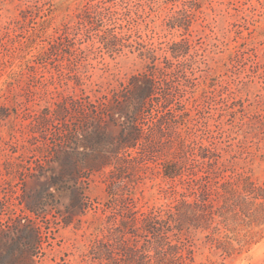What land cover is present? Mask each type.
Here are the masks:
<instances>
[{"label": "trees", "instance_id": "obj_1", "mask_svg": "<svg viewBox=\"0 0 264 264\" xmlns=\"http://www.w3.org/2000/svg\"><path fill=\"white\" fill-rule=\"evenodd\" d=\"M91 1L80 7V24L73 28L78 35L84 26L90 46L77 45V35L70 37V24H65L34 61L50 64L64 81L72 80V90L57 88L48 106L29 115L30 155L16 154L17 145L10 140L3 142L6 147L0 142V154L6 157L0 164V264H40L52 222L79 226L89 210L98 221L89 222L94 235L84 255L96 264H194L192 244L182 239L192 231L205 232V244L231 254L247 241L246 234L236 237L239 226L264 222V187L247 175L211 173L210 166L223 155L221 114L213 127L208 121L202 127L196 115L204 102L196 95L178 97L168 81L196 62L192 44L185 37L157 45L132 39L126 13L109 0ZM125 27L124 33L116 30ZM94 52L112 59L136 54L144 69L119 75L103 63L100 76L105 80L87 83L78 64ZM65 59L69 63L62 64ZM207 87L205 102L213 101L216 111L231 117L243 112L242 104L240 109L231 106L230 95L222 91L214 98ZM10 115L9 108L0 106V126ZM110 126L117 132L111 133ZM149 162L158 163L162 176L180 189L172 185L179 197L143 210L130 188L140 177L124 179V173ZM107 167L112 168L106 177L107 202L94 205L84 184ZM63 193L69 195L66 202L59 198Z\"/></svg>", "mask_w": 264, "mask_h": 264}, {"label": "rangeland", "instance_id": "obj_2", "mask_svg": "<svg viewBox=\"0 0 264 264\" xmlns=\"http://www.w3.org/2000/svg\"><path fill=\"white\" fill-rule=\"evenodd\" d=\"M88 1L91 0H0V106H6L11 112L1 120L2 147H6L3 142L10 140L17 145L16 154L30 155L32 145L27 141L29 115L48 106L57 88L72 90V80L66 82L52 65L34 61L49 42L63 32L65 24H70V37L77 35L73 34L80 24L77 14ZM109 1L116 5L114 9L126 13L124 17L130 22L132 39L157 45L161 41L168 44L188 38L196 62L187 66L186 73L179 71L168 77V81L172 93L178 97L186 100L196 95L204 102L201 113L196 115L202 127L206 121L213 127L217 113L221 114L219 134L223 155L216 165L210 166L211 173L224 178L247 175L264 187V0ZM126 22L122 24L126 25ZM80 27L76 43L81 48L89 47L92 40L84 36V26L81 24ZM116 30L124 33L126 27ZM94 57L95 52L83 64H78L80 76L87 83L105 80L100 76L103 63L119 75L144 69V61L136 54L115 59L107 54L103 58ZM65 63L69 61L65 59L62 64ZM207 85L210 86L207 87L208 95L215 98L223 91V96L230 95L231 106L236 104L234 109L243 105V112L231 117L221 109L216 111L213 101L205 102L203 87ZM109 129L116 133L118 127L110 126ZM5 159L1 153L0 164ZM147 165L124 173V179L132 174L140 177L130 186L135 192L137 207L146 210L179 197L171 187L175 185L174 189H180L176 181L164 178L158 163ZM0 170L4 171V167ZM111 170L107 167L91 175L88 184H84L85 194L94 205L102 206L107 202L106 177ZM59 198L66 202L69 195L63 193ZM92 215L94 211L89 210L79 226L52 222L51 232L43 243L40 264H56L61 260L71 264H96L84 255L94 235L89 222L98 221ZM236 231L238 239L246 234L247 241L240 248L236 246L229 255L205 244V232L192 231L182 239L187 238L192 244L194 264H264V222L239 226Z\"/></svg>", "mask_w": 264, "mask_h": 264}]
</instances>
